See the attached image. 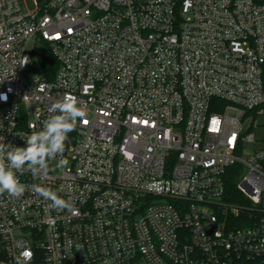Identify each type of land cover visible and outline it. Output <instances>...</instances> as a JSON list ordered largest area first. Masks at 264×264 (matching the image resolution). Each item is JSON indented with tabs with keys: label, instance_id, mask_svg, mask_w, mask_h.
I'll list each match as a JSON object with an SVG mask.
<instances>
[{
	"label": "built area",
	"instance_id": "1",
	"mask_svg": "<svg viewBox=\"0 0 264 264\" xmlns=\"http://www.w3.org/2000/svg\"><path fill=\"white\" fill-rule=\"evenodd\" d=\"M65 96L69 163L0 195V264H264V0H0V142Z\"/></svg>",
	"mask_w": 264,
	"mask_h": 264
},
{
	"label": "clouds",
	"instance_id": "2",
	"mask_svg": "<svg viewBox=\"0 0 264 264\" xmlns=\"http://www.w3.org/2000/svg\"><path fill=\"white\" fill-rule=\"evenodd\" d=\"M50 112L55 113L43 121L40 131H33L30 135H21L26 147H16L0 142V195L7 193L11 197H21L25 184L20 177L30 173L33 178L47 177L56 168H64L68 160L63 158L65 142L69 134L76 130L77 122L85 117L84 111L77 106L74 97L65 96L53 103ZM60 157L55 166L50 165ZM32 190L45 200L51 201L53 208L63 210L71 208L70 200L56 195L51 189L36 184Z\"/></svg>",
	"mask_w": 264,
	"mask_h": 264
},
{
	"label": "trees",
	"instance_id": "3",
	"mask_svg": "<svg viewBox=\"0 0 264 264\" xmlns=\"http://www.w3.org/2000/svg\"><path fill=\"white\" fill-rule=\"evenodd\" d=\"M58 68V61L50 52H46L41 66V72L43 75L47 77L48 80H53ZM238 180L239 176L237 172L232 171L226 181V201L237 206H247L248 203L246 199L242 196V194L239 193L237 189ZM246 217H248L247 214L242 215L241 219L235 222L233 225H236L237 227H245L246 222L243 223L242 220Z\"/></svg>",
	"mask_w": 264,
	"mask_h": 264
},
{
	"label": "rangeland",
	"instance_id": "4",
	"mask_svg": "<svg viewBox=\"0 0 264 264\" xmlns=\"http://www.w3.org/2000/svg\"><path fill=\"white\" fill-rule=\"evenodd\" d=\"M41 49V48H40ZM38 62H40V56L39 54H37V60L34 64H36ZM43 76V73H37L35 71H30V76ZM258 122H259V127L256 129L255 135H256V142L254 143H250L248 145H246L245 147V151L246 152H253V151H258V150H262L264 149V115H260L258 118ZM249 204H247L248 206ZM249 221H246V226L249 225Z\"/></svg>",
	"mask_w": 264,
	"mask_h": 264
}]
</instances>
